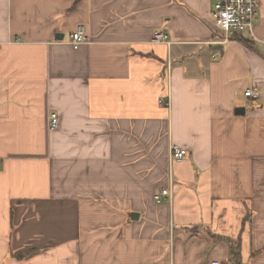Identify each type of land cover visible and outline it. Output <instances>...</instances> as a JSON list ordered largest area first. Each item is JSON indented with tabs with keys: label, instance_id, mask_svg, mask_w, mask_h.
<instances>
[{
	"label": "crops",
	"instance_id": "1",
	"mask_svg": "<svg viewBox=\"0 0 264 264\" xmlns=\"http://www.w3.org/2000/svg\"><path fill=\"white\" fill-rule=\"evenodd\" d=\"M215 3L0 0V264H264V0Z\"/></svg>",
	"mask_w": 264,
	"mask_h": 264
},
{
	"label": "built area",
	"instance_id": "2",
	"mask_svg": "<svg viewBox=\"0 0 264 264\" xmlns=\"http://www.w3.org/2000/svg\"><path fill=\"white\" fill-rule=\"evenodd\" d=\"M261 14V0H216L214 7V20L217 29V36L221 40H215L216 43L225 44L236 34H243L247 31L250 34H254L256 22ZM72 41L70 42L75 48H78L82 44L89 43L91 38L87 33L86 26L84 24L78 25L71 33ZM155 40L165 41L166 35L163 32H155ZM245 95L248 97L257 98L259 93L253 88H248L245 91ZM166 105H170L168 100L165 101ZM51 127H57L59 125V116L54 112L50 118ZM188 154V150L174 145L170 149L169 156V182L170 185H166L160 188L155 194L154 199L156 202L161 203L164 201L173 202L174 191V173L172 170L173 162H177L185 158ZM211 264H231L222 260H213Z\"/></svg>",
	"mask_w": 264,
	"mask_h": 264
},
{
	"label": "trees",
	"instance_id": "3",
	"mask_svg": "<svg viewBox=\"0 0 264 264\" xmlns=\"http://www.w3.org/2000/svg\"><path fill=\"white\" fill-rule=\"evenodd\" d=\"M261 15V14H260ZM260 18V17H259ZM259 20V19H258ZM256 24H257V22H256ZM256 26V25H255ZM254 32H255V29H254ZM252 36H254V34H251ZM250 43H251V41H250ZM259 96V95H258ZM188 155V154H187ZM169 156H170V150H169ZM167 167H168V173H167V180L169 181V159H168V163H167ZM164 187V186H163ZM162 188V187H161ZM156 193V192H155ZM174 197H175V194H174ZM173 200H174V198H173ZM167 201V200H166ZM167 202H169V201H167ZM170 203V202H169ZM25 254H27V252H22V253H18V254H15L17 257H24L25 256Z\"/></svg>",
	"mask_w": 264,
	"mask_h": 264
},
{
	"label": "rangeland",
	"instance_id": "4",
	"mask_svg": "<svg viewBox=\"0 0 264 264\" xmlns=\"http://www.w3.org/2000/svg\"><path fill=\"white\" fill-rule=\"evenodd\" d=\"M168 185H169V183L167 184V186H168ZM167 186H166V187H167Z\"/></svg>",
	"mask_w": 264,
	"mask_h": 264
},
{
	"label": "water",
	"instance_id": "5",
	"mask_svg": "<svg viewBox=\"0 0 264 264\" xmlns=\"http://www.w3.org/2000/svg\"><path fill=\"white\" fill-rule=\"evenodd\" d=\"M240 110V109H239Z\"/></svg>",
	"mask_w": 264,
	"mask_h": 264
}]
</instances>
